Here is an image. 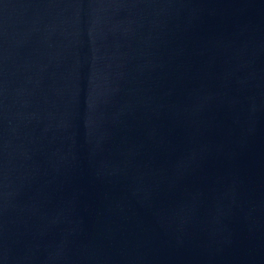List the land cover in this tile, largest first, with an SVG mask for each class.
<instances>
[{"label": "water", "instance_id": "obj_1", "mask_svg": "<svg viewBox=\"0 0 264 264\" xmlns=\"http://www.w3.org/2000/svg\"><path fill=\"white\" fill-rule=\"evenodd\" d=\"M0 264H264V0H0Z\"/></svg>", "mask_w": 264, "mask_h": 264}]
</instances>
